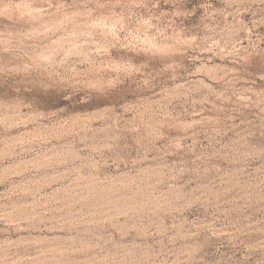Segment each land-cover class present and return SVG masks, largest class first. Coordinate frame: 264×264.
I'll use <instances>...</instances> for the list:
<instances>
[{
	"label": "rangeland",
	"instance_id": "1",
	"mask_svg": "<svg viewBox=\"0 0 264 264\" xmlns=\"http://www.w3.org/2000/svg\"><path fill=\"white\" fill-rule=\"evenodd\" d=\"M0 264H264V0H0Z\"/></svg>",
	"mask_w": 264,
	"mask_h": 264
}]
</instances>
